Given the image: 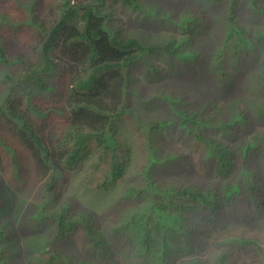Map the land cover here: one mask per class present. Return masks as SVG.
<instances>
[{
	"label": "trees",
	"instance_id": "obj_1",
	"mask_svg": "<svg viewBox=\"0 0 264 264\" xmlns=\"http://www.w3.org/2000/svg\"><path fill=\"white\" fill-rule=\"evenodd\" d=\"M94 1L105 0H0V85L7 91L0 100V173L15 191L45 178V190L60 195L67 170L93 154L95 167L102 164L107 171L96 187L106 190L121 182L124 188L106 232L95 227L92 214L74 212L69 203L53 211L40 206L36 220L47 228L19 235L13 246L7 240L14 230L0 226V264H14L13 253L20 254L24 245L34 264H84L93 252L113 250H119L121 263L191 264L200 254L181 255L203 243L206 252L217 247L213 264H237L228 248L248 244L254 250L248 264H264L257 239L223 227L240 224L232 214L242 207L246 216L264 212V123H254L264 117V0H202L205 7L190 4L176 22L168 12L163 16L189 36L195 28L213 29L207 34L213 38L208 67L220 84L219 98H206L199 107L178 100L173 103L179 120L147 125L149 131L176 126L202 152L196 158L202 162L199 177L178 185L153 179L154 157L127 173L129 158L119 157L115 134L129 65L138 55L191 59L194 52L179 55L175 40L144 44L114 34ZM247 59L255 63L240 90L242 104L232 105L226 97L228 64ZM258 92L255 101L250 95ZM175 156L165 154L164 168L170 169L168 162L172 168ZM151 190L159 197L146 203L143 194ZM73 235L77 250L67 252Z\"/></svg>",
	"mask_w": 264,
	"mask_h": 264
},
{
	"label": "rangeland",
	"instance_id": "obj_2",
	"mask_svg": "<svg viewBox=\"0 0 264 264\" xmlns=\"http://www.w3.org/2000/svg\"><path fill=\"white\" fill-rule=\"evenodd\" d=\"M25 1L31 2V0ZM93 3L107 15L105 26L112 29L114 34L124 38L135 37L144 44L175 40L179 48V55H183L189 50L194 52L191 59L182 56V58H178V55L166 58L163 55L144 53L138 55L132 64L129 63L130 78L127 98L125 97L122 102L123 113L121 120L117 123L115 136L120 144L117 151L119 157L129 158L130 165L127 173H136L150 157H154L156 161L153 164L152 177L159 184L178 185L196 179L199 177L196 172L202 167L201 160L196 158L200 157L202 152L196 151L191 146L192 142L186 133L176 126L160 131H149L147 125L164 118L179 120L180 113L175 110L177 107L173 103L178 100H183V105L188 104L192 107V104H197L195 107H199L206 98L220 97L217 95L220 84L215 77H212L208 67L211 60L213 38L208 37L207 34L213 33V29L205 28V31L203 27L200 32H197L194 27L192 36H189L188 32L179 31L176 26L170 24L169 20L163 17L168 12L169 16L175 20L173 22H176L185 7L197 3L205 7L203 1L136 0L134 7L119 0L94 1ZM208 9L207 7L204 10ZM1 34L2 31H0ZM188 36L189 39H187ZM254 63L253 60L247 59L228 64L229 73L225 83L228 86L226 97L232 105L237 102L242 104L240 90L244 88ZM13 73L18 75L15 70ZM197 73H200L201 77L197 76ZM58 74L59 72H56L55 76ZM6 92L4 86L0 85V100ZM244 95L246 96V93ZM250 96L256 101L259 92L252 93ZM254 123L256 126L263 125L264 117L254 118ZM52 135L48 134L47 137H52ZM167 152L170 155L176 154L172 168L168 162L170 169L163 166L165 164L164 156ZM95 160L96 155L91 154L72 165L66 172L69 175V181L60 195L45 190V178L29 189L15 191L8 186L0 173V226H4L7 231L14 230L13 233H9L14 237H8L7 243L9 242L13 246L15 243L17 244L19 235L32 236L47 228L45 223L36 220V213L40 206L53 211V208H58L65 203H69L74 212L84 211L92 214L95 227L101 232H106L111 224L109 219L112 218L113 205L118 200L124 184L118 182L112 188L98 189L96 184L101 175L107 171L102 164L95 167ZM188 164L192 166L191 169H188ZM58 180H61L59 176ZM148 193L143 194V200L146 203H149L151 198L159 197L158 192L151 190ZM245 211L246 209L242 207L241 212L232 214V217L240 224L227 222L223 227L225 229L231 226L239 228L236 231L239 236L257 239L264 248V212L263 215L256 218L252 215L246 216ZM223 227L217 231L222 230ZM13 239L16 242H13ZM75 240L76 237L73 235L64 250L68 252L70 247L77 250ZM210 243L214 242L210 241ZM202 245L204 247L198 245L181 256L190 258L200 254V260H194L191 264H213L212 257L217 247L207 249L206 252L202 249L205 248V243ZM4 249H6L5 246ZM23 249L18 255L13 253L12 262L14 264H34L28 247L24 245ZM228 249L231 251L233 259H239L237 264H241V262L248 264V258L254 252L249 244ZM198 250L201 253H197ZM81 262L84 264H131V262H123V260L121 263L119 250L93 252L91 261Z\"/></svg>",
	"mask_w": 264,
	"mask_h": 264
},
{
	"label": "clouds",
	"instance_id": "obj_3",
	"mask_svg": "<svg viewBox=\"0 0 264 264\" xmlns=\"http://www.w3.org/2000/svg\"><path fill=\"white\" fill-rule=\"evenodd\" d=\"M12 230V229H11ZM13 231V230H12ZM14 232V231H13ZM9 233V232H8ZM19 237V236H18Z\"/></svg>",
	"mask_w": 264,
	"mask_h": 264
}]
</instances>
